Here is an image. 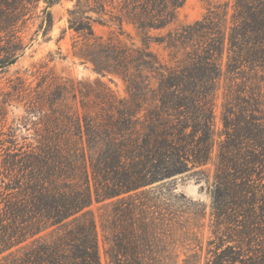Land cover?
I'll return each instance as SVG.
<instances>
[{
  "label": "trees",
  "instance_id": "trees-1",
  "mask_svg": "<svg viewBox=\"0 0 264 264\" xmlns=\"http://www.w3.org/2000/svg\"><path fill=\"white\" fill-rule=\"evenodd\" d=\"M29 2L0 0V43L10 41L0 47L5 53L0 72L21 56L15 52L22 48L11 40ZM43 2L46 31L55 0ZM106 2L97 0L98 8L90 9L97 15L94 22H127L141 45L126 48L95 38L84 57L96 73L120 75L128 97L102 98L104 106L95 116L83 111L73 119L66 113L61 121L51 117L29 151L5 150L0 161V264H101L90 209L94 203L104 209L100 226L109 264H169L180 230L188 231L186 223L204 213L187 216L173 209L170 199L153 193L151 186L205 167L216 137L223 139L208 183L211 216L215 232L223 227L220 234L236 242L237 249L227 246L215 254L214 264H264V245L246 258L239 249H250L254 236L264 231L259 213L264 191L258 195L254 183L264 182V128L254 123L259 120L256 106L250 101L243 105L237 94L240 105L233 107L227 89L218 136L212 103L222 76L234 79L243 68L264 75V0L214 4L201 20L181 29L171 27L185 0H120L116 13L105 11ZM70 28L93 36L87 22L74 20ZM44 231L49 232L41 236Z\"/></svg>",
  "mask_w": 264,
  "mask_h": 264
},
{
  "label": "rangeland",
  "instance_id": "rangeland-1",
  "mask_svg": "<svg viewBox=\"0 0 264 264\" xmlns=\"http://www.w3.org/2000/svg\"><path fill=\"white\" fill-rule=\"evenodd\" d=\"M106 1L105 11L116 13V6L120 0ZM96 2L97 0H55L49 9L52 25L46 31H44L45 23L43 22L45 6L43 0H30L26 12L23 15L20 14L14 28L15 40L11 42H14L16 47L22 48L15 52V54L21 53V56L14 65L0 72V161L5 150L9 148H15L16 151H29L33 148L44 123H50L51 117H59L61 121L64 120L61 115L66 113L73 119L75 115L81 117L83 111L95 116L104 106L102 98L105 101L106 98L123 100L128 97L126 83L120 75L108 71H105L103 75L96 73L94 65L84 55L87 45L92 44L95 38L126 48H136L141 45L140 37L135 28L127 22H123L121 26L114 21L106 22L104 25L94 22L97 15L90 9L98 8ZM223 2L233 4V0H185L171 28L181 29L192 25L202 19L209 7ZM78 10L84 13L72 15L73 11ZM104 19L108 20V16ZM74 20L89 23L93 36L89 37L84 35L85 33L78 34L71 29L70 22ZM158 35V32L151 33L153 37ZM5 39L0 43V47L10 42L9 37ZM151 48L158 55L167 58V53L161 47L153 45ZM4 55V51L0 49V57ZM222 67L225 71V55ZM243 70L244 72L234 79L229 78L228 75L222 76L213 95L214 129L218 136L223 129L221 118L224 93L227 89H229V101L233 107L240 105L239 101L234 99L237 94L243 97V105H246V101H250L251 105L256 106L254 115L259 120L254 123L264 128V75L248 68ZM59 89H61L60 94H58ZM222 139L223 137H216L212 159L205 167L196 168L166 183L151 186L150 190L153 193L159 192L170 199L173 209L184 211L187 216L204 213L202 219L196 222L190 220L186 223L188 231L180 230L179 239L174 242L175 247L169 264H214L217 261L215 254H220L227 246L237 247L236 242H227L229 240L222 237L220 231L223 227L219 233L215 232V220L211 216L212 200L208 183L212 182L214 174L217 143ZM254 183L257 185L258 195L261 196L264 191L262 187L264 182L258 183L257 180ZM1 190L3 189L0 188ZM101 206L102 204L94 203L90 209L97 223L101 264H109L105 255L107 245L100 226V214L104 212V209H99ZM261 210L264 211L258 209L260 216L264 217V212L262 213ZM263 228L260 229L263 230ZM48 232L44 231L40 235L43 236ZM221 238L225 239L223 245H221ZM263 238L264 231L254 236V242L247 251H245L246 248L239 247L242 258L256 253L258 248L264 245Z\"/></svg>",
  "mask_w": 264,
  "mask_h": 264
}]
</instances>
